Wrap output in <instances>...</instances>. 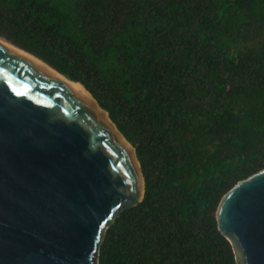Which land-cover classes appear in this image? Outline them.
Wrapping results in <instances>:
<instances>
[{
  "label": "trees",
  "instance_id": "trees-1",
  "mask_svg": "<svg viewBox=\"0 0 264 264\" xmlns=\"http://www.w3.org/2000/svg\"><path fill=\"white\" fill-rule=\"evenodd\" d=\"M0 38L77 78L133 148L97 264H234L214 209L264 168V0H0Z\"/></svg>",
  "mask_w": 264,
  "mask_h": 264
},
{
  "label": "water",
  "instance_id": "water-1",
  "mask_svg": "<svg viewBox=\"0 0 264 264\" xmlns=\"http://www.w3.org/2000/svg\"><path fill=\"white\" fill-rule=\"evenodd\" d=\"M5 42L0 41V264H97L105 228L142 197L137 160L136 169L130 149L92 97L94 102L78 95ZM73 82L82 86L77 78ZM214 219L234 264H264V168L223 193Z\"/></svg>",
  "mask_w": 264,
  "mask_h": 264
},
{
  "label": "bare ground",
  "instance_id": "bare-ground-1",
  "mask_svg": "<svg viewBox=\"0 0 264 264\" xmlns=\"http://www.w3.org/2000/svg\"><path fill=\"white\" fill-rule=\"evenodd\" d=\"M0 41L2 42H5L3 41L2 39H0ZM7 43V42H5ZM9 46H11L12 48H14L15 50L19 51L20 53H22L25 57L43 65L52 75L58 77L69 89L75 91L78 95L84 97L86 100L88 101H92L94 102V100L91 98V96L88 94L87 91H85L83 89V87L76 83V82H73V81H70L68 79H66L65 77H63L62 75H60L59 73H57L56 71H54L52 68H50L49 66H47L46 64H44L43 62H41L40 60H38L37 58L33 57L32 55L22 51V50H19L17 49L16 47L10 45L9 43H7ZM99 109V108H98ZM99 111L102 113L103 115V118H104V121L116 132L121 144L127 148L130 149L131 151V155H132V159H133V163H134V166L135 168L137 169V163H136V160L134 158V155H133V151L130 147V145L118 134V132L116 131V129L114 128V126L111 124V122L108 120V118L106 117V114L104 113V111H102L101 109H99ZM136 172L138 173V171L136 170ZM139 178V176H138Z\"/></svg>",
  "mask_w": 264,
  "mask_h": 264
}]
</instances>
